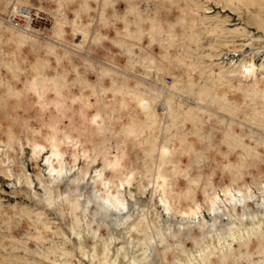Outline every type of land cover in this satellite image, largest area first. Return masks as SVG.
<instances>
[{
	"label": "rangeland",
	"instance_id": "obj_1",
	"mask_svg": "<svg viewBox=\"0 0 264 264\" xmlns=\"http://www.w3.org/2000/svg\"><path fill=\"white\" fill-rule=\"evenodd\" d=\"M13 1L27 3L0 0V264H50L40 256L49 249L54 264H66L72 244L65 237L75 214L91 252L97 237L99 259L122 246L118 256L128 262L130 254L142 257L143 244L159 251L164 235L186 231L190 218L182 216L178 194L198 204L208 224L205 190L249 189L260 201L264 82L257 80L264 75V0H28L37 14L28 30L4 20ZM219 54L222 63L215 60ZM252 83L257 92L246 87ZM162 88L168 111L158 102ZM95 111L101 119L91 125L83 115ZM48 125L59 129L58 137L67 132L78 139L81 149L103 142L110 155L115 148L126 154L122 170L135 174L119 188L130 214L121 223L120 243L106 242L107 216L81 215L62 183L53 181L45 193L46 151L34 160L25 142L45 145ZM102 165L97 155L80 189L97 194L91 182ZM164 193L170 214L160 202ZM144 214L149 230H132ZM37 231L42 239L35 238ZM193 234L198 239L201 233ZM198 246L191 240L165 246L162 264H174ZM216 264H264V239H252L243 255Z\"/></svg>",
	"mask_w": 264,
	"mask_h": 264
},
{
	"label": "bare ground",
	"instance_id": "obj_2",
	"mask_svg": "<svg viewBox=\"0 0 264 264\" xmlns=\"http://www.w3.org/2000/svg\"><path fill=\"white\" fill-rule=\"evenodd\" d=\"M15 3L19 2L15 1ZM199 9L201 11L206 10L205 13L212 11L207 8L202 9V7ZM5 21L8 23L7 20ZM24 30H28V28ZM223 44L227 47L231 42ZM222 58V55L219 54L215 57V60L222 63ZM218 77H221L220 72H218ZM155 78L160 84H164L162 74H157ZM261 81L264 82V75L258 77L257 83ZM235 87L239 90L242 89L239 84H236ZM246 87L254 92L258 91L254 83ZM165 93L164 88H162V98L158 101L162 104L160 106L162 111H168L170 107ZM261 94L264 97V89H262ZM149 110L150 112L155 111L153 107ZM207 115L211 116L210 113ZM83 118L87 119L91 125H98L101 119L98 111L93 112L90 117L83 115ZM48 128L50 132L46 135L45 145L29 139L25 142L31 148L34 160L37 152L46 151L45 163L50 177L45 178L42 182L40 181L45 193L49 194L51 192L53 181L54 183H62L65 192L78 201L76 210L80 208L79 212L81 215L90 214L93 220L99 214L107 216L104 235L106 242L120 243L122 239L121 223L127 221L130 214L129 205L127 206V202L125 203L122 197L120 198L119 196V188L124 189L126 185H130L135 174L129 169L126 172L122 170V161L126 154L121 149L115 148V153L110 155L111 147L105 146L103 142L92 149H81L82 147L79 148L78 139H74L75 137L73 138L69 133L65 132L62 137H58L59 129L53 127V125H48ZM258 146L264 148V141L258 142ZM162 151L163 148L161 147L160 153ZM4 155L6 156V154ZM97 155L101 156L103 165L95 171L96 178L94 177L95 179L91 183H93L97 194L91 195L89 191L80 189V185L86 181L89 167L96 162ZM80 159L81 165L79 166L78 160ZM4 171L10 170L5 169ZM106 172H111V174ZM152 187L156 188L154 183H152ZM252 195L249 189L245 191L229 186H224L221 191H216L212 188L211 192L205 190L204 197L208 206L207 211L212 220L208 224L204 222L203 217H200L201 207L198 204H191V199L183 198L178 194V203L184 204L182 216L190 218L183 223L186 231L182 234V231L178 230L175 237L171 236L172 233L164 235V244L161 245L160 248L162 249L159 251L151 252L149 247L143 244L141 247L142 257L139 258L134 254H130L128 262H122L118 256L122 246L118 247L116 252L108 259H99L98 249L101 248V244L97 237L92 239L90 247L93 252H91L85 238L76 229L80 227V220L79 216L75 214V220L69 227L71 236L65 237V244H72V248L64 253L66 264H162V261L166 258L164 247L171 246V244L176 247L185 240H191L193 243L195 242V245L199 244V246L191 253H182V259L177 260L174 264H216L218 261L223 262L225 259L241 256L245 253L252 239H264V195L259 196L260 201L253 199ZM33 196L36 200L41 199V196L35 190H33ZM80 200H84L89 205L83 206ZM160 202L164 206L165 212L170 214L172 207L165 193L160 198ZM251 204H253V209ZM140 225H143L146 231L151 227L146 221L145 214L139 218L137 223L132 225V230H135L136 226ZM194 229L201 233L198 235V239L193 234ZM92 230L94 234L97 233L95 229ZM42 234V231H37L35 238L42 239ZM74 238L76 239L75 241H73ZM149 238L152 247H156L154 238L152 236H149ZM169 239H172V243H168ZM40 256L50 264H54L56 261L55 251L50 249L40 253Z\"/></svg>",
	"mask_w": 264,
	"mask_h": 264
},
{
	"label": "built area",
	"instance_id": "obj_3",
	"mask_svg": "<svg viewBox=\"0 0 264 264\" xmlns=\"http://www.w3.org/2000/svg\"><path fill=\"white\" fill-rule=\"evenodd\" d=\"M27 3H15L13 1L10 4L7 12L4 14V20H7L10 26H13L16 29L22 28L27 29L31 28V23L35 18H37L36 11L33 7Z\"/></svg>",
	"mask_w": 264,
	"mask_h": 264
}]
</instances>
